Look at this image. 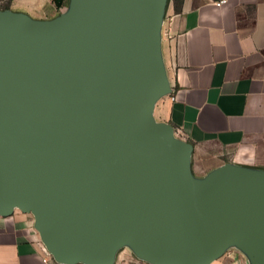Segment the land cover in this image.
Segmentation results:
<instances>
[{"label":"water","instance_id":"water-1","mask_svg":"<svg viewBox=\"0 0 264 264\" xmlns=\"http://www.w3.org/2000/svg\"><path fill=\"white\" fill-rule=\"evenodd\" d=\"M165 0H73L52 20L0 11V216L30 213L60 264H210L235 241L264 264V174L189 173L152 118L169 93Z\"/></svg>","mask_w":264,"mask_h":264},{"label":"crops","instance_id":"crops-1","mask_svg":"<svg viewBox=\"0 0 264 264\" xmlns=\"http://www.w3.org/2000/svg\"><path fill=\"white\" fill-rule=\"evenodd\" d=\"M53 1L10 0L7 11L48 21ZM167 3L159 52L170 91L155 100L154 122L192 145L195 182L226 165L264 174V0ZM44 258L32 214L0 216V264H55Z\"/></svg>","mask_w":264,"mask_h":264},{"label":"rangeland","instance_id":"rangeland-1","mask_svg":"<svg viewBox=\"0 0 264 264\" xmlns=\"http://www.w3.org/2000/svg\"><path fill=\"white\" fill-rule=\"evenodd\" d=\"M168 0L164 1L163 13L167 6ZM73 0H63L61 7L58 8V14L51 17L54 19L58 16H64L70 14L72 11ZM6 7L5 0H0V11ZM161 98V97H160ZM153 120L158 121L156 116H153ZM176 140L181 141L180 136L174 134ZM112 264H151L141 258L135 251L130 241L126 242L120 249L116 251ZM210 264H253L251 255L239 245V243L233 241L226 246L222 254L212 261Z\"/></svg>","mask_w":264,"mask_h":264},{"label":"trees","instance_id":"trees-1","mask_svg":"<svg viewBox=\"0 0 264 264\" xmlns=\"http://www.w3.org/2000/svg\"><path fill=\"white\" fill-rule=\"evenodd\" d=\"M62 1L63 0H54L53 2H54L55 6L57 8H60L61 7V4H62ZM177 1L178 0H175V11H179V3L181 2V0L179 1V3ZM5 2H6V7L3 8V10H1L3 12L8 10L7 5L9 4L10 0H5Z\"/></svg>","mask_w":264,"mask_h":264},{"label":"built area","instance_id":"built-area-1","mask_svg":"<svg viewBox=\"0 0 264 264\" xmlns=\"http://www.w3.org/2000/svg\"><path fill=\"white\" fill-rule=\"evenodd\" d=\"M217 5H220V3L219 4L217 3ZM41 249H42V252H43V254L45 256V258L43 259V262H46L47 261V257H48L49 259H52L55 264H60V263L56 262L53 259L52 255L50 254V252L48 251V249L46 248V246L43 244L42 241H41Z\"/></svg>","mask_w":264,"mask_h":264}]
</instances>
